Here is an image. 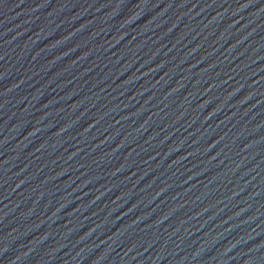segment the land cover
Returning a JSON list of instances; mask_svg holds the SVG:
<instances>
[{
  "label": "water",
  "instance_id": "1",
  "mask_svg": "<svg viewBox=\"0 0 264 264\" xmlns=\"http://www.w3.org/2000/svg\"><path fill=\"white\" fill-rule=\"evenodd\" d=\"M0 264H264V0H0Z\"/></svg>",
  "mask_w": 264,
  "mask_h": 264
}]
</instances>
